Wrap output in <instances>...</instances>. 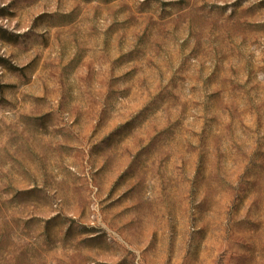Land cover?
I'll list each match as a JSON object with an SVG mask.
<instances>
[{
  "label": "rangeland",
  "instance_id": "obj_1",
  "mask_svg": "<svg viewBox=\"0 0 264 264\" xmlns=\"http://www.w3.org/2000/svg\"><path fill=\"white\" fill-rule=\"evenodd\" d=\"M0 264H264V0H0Z\"/></svg>",
  "mask_w": 264,
  "mask_h": 264
}]
</instances>
